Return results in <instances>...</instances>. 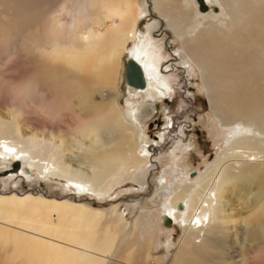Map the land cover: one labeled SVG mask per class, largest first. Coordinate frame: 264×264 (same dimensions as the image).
<instances>
[{
  "label": "bare ground",
  "instance_id": "obj_1",
  "mask_svg": "<svg viewBox=\"0 0 264 264\" xmlns=\"http://www.w3.org/2000/svg\"><path fill=\"white\" fill-rule=\"evenodd\" d=\"M181 1L154 0L153 5L182 36L186 52L202 73L211 109L224 120L239 116L229 124L233 142L230 149L244 161L239 160L242 164L235 172L229 166L222 167V159L215 161L195 190L166 198V216L171 224L176 221L184 227L178 240L182 248L201 242L203 228L212 220L224 221L229 205L226 189L231 187L237 189V196L248 200L245 209L249 216L242 221L253 228L254 239L264 238V146L260 145L264 134L250 123L264 128V0H205L207 5L220 6L222 12L214 14L199 12L196 0ZM0 2L10 12H16L22 23H27L39 19L42 22L39 13L51 0ZM84 3L82 8L74 5L67 22L55 15L52 27L49 24L42 27L45 42L35 44L33 61L29 63L35 79L41 77L46 86L55 84L54 81L68 83L75 92L113 89L127 57L139 64L146 79L144 89L129 86L131 94L147 92L152 98L166 95L170 76L160 71L162 53L157 44L137 29L143 15L137 0H84ZM86 4H90L88 12L83 10ZM205 15L210 18L208 21ZM192 25L198 33L189 38L186 35ZM38 34L44 39L42 31ZM219 93L223 97L220 103L216 96ZM77 95L85 98L83 108L88 113L109 112L99 122L88 123L89 131L96 137L89 145L75 139L77 149L83 150L77 163H86L91 173L83 174L81 167L72 170L62 151L45 147L34 153L27 151L20 144L30 149L40 145L24 139L13 124H0V161L25 163L29 171L38 168L46 176L64 179L76 194L104 199L148 170L151 152L138 124L151 118L156 107L143 104L131 108L127 114L129 122L115 99H106L111 101L103 104L94 103L89 98L90 92ZM226 157L228 161L231 156ZM38 194L0 192V264L108 263L118 241L117 228L122 229L127 223L118 213L117 204L112 210V217L117 219L115 229L112 223L103 226L106 219L103 209ZM138 226L137 219L134 229ZM125 258L129 261L130 254Z\"/></svg>",
  "mask_w": 264,
  "mask_h": 264
},
{
  "label": "rangeland",
  "instance_id": "obj_2",
  "mask_svg": "<svg viewBox=\"0 0 264 264\" xmlns=\"http://www.w3.org/2000/svg\"><path fill=\"white\" fill-rule=\"evenodd\" d=\"M137 2L143 11L137 29L157 44L162 53L160 71L170 76V90L159 98H152L153 95L147 92L139 95L129 92L125 82L127 57H124L123 71L113 89L104 87L75 92L68 83L60 81L46 86L41 77L35 79V72L29 65L33 61L35 44L45 42L42 27L54 24L55 15H60L63 23L67 22L74 5L79 4L82 8L84 0H51L39 13L42 22L39 19L35 23H22L16 12H10L0 2V124L16 125L24 139H32L40 145L33 149L25 144H20L21 147L31 153L43 147L53 148L54 152L62 151L72 170L81 167L83 174L91 173L92 169L86 163H77L83 150L77 149L75 139L84 146L89 145V141L96 137L89 131L88 123L99 122L109 112L88 113L83 108L85 98L77 94L90 92L89 98L94 103L104 104L115 99L129 122L127 114L131 108L137 109L143 104L156 107L151 118L138 124L151 152L148 170L136 175L135 181H127L108 193L104 199L91 194H76L64 179L46 176L38 168L28 171L25 163H20L19 171L12 172L16 163L12 161H0V192L39 193L56 199L80 201L92 208L103 209L106 212L103 226L112 223L115 229L117 219L112 217V210L117 204L118 213L128 225L117 228L118 241L106 264H264V238L254 239L253 228L242 221L249 216L245 209L248 200L237 196V189H226L228 195L225 199L229 205L225 208L224 221L212 220L203 228L201 242L182 248L178 241L184 231L182 224L174 221L170 226L164 225L166 198L173 199L184 191L195 190L215 161L222 159V167L229 166L234 172L238 171V165L242 164L239 160H244L231 153L233 142L230 141L232 128L229 124L239 116L224 120L211 109L202 73L186 52L182 36L159 15L154 0ZM89 6L86 4L83 10L88 12ZM208 6L209 10L204 14L222 12L218 4ZM198 10L201 12L199 4ZM209 19L207 17L206 21ZM51 27L46 30L49 32ZM39 31L43 32L44 39L40 38ZM197 33L198 29L192 25L186 36L192 38ZM219 94L216 96L220 103L223 97ZM250 123L264 134V128L253 121ZM260 145L264 146V142ZM226 154L231 156L228 161ZM137 219L139 226L134 229ZM129 254L130 260L125 261Z\"/></svg>",
  "mask_w": 264,
  "mask_h": 264
},
{
  "label": "water",
  "instance_id": "obj_3",
  "mask_svg": "<svg viewBox=\"0 0 264 264\" xmlns=\"http://www.w3.org/2000/svg\"><path fill=\"white\" fill-rule=\"evenodd\" d=\"M199 4V9L201 12H206L209 10V6L207 5L205 0H197ZM142 26V23H140ZM125 82L127 86H130L132 88H140L144 89L146 88V79L144 72L142 68L139 66V64L132 58L127 59V66L125 69ZM21 164L19 162H16L13 166L12 172H17L20 169ZM29 171V170H28ZM27 171V172H28ZM182 206L180 205V208ZM164 225L170 226L171 225V219L166 216L164 218Z\"/></svg>",
  "mask_w": 264,
  "mask_h": 264
}]
</instances>
